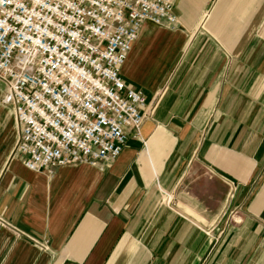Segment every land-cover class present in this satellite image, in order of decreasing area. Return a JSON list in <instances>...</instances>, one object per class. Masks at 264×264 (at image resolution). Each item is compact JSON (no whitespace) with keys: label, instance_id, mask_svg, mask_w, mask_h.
<instances>
[{"label":"crops","instance_id":"1","mask_svg":"<svg viewBox=\"0 0 264 264\" xmlns=\"http://www.w3.org/2000/svg\"><path fill=\"white\" fill-rule=\"evenodd\" d=\"M174 13L121 67L150 106L110 162L26 168L0 101V264H264V0Z\"/></svg>","mask_w":264,"mask_h":264},{"label":"built area","instance_id":"2","mask_svg":"<svg viewBox=\"0 0 264 264\" xmlns=\"http://www.w3.org/2000/svg\"><path fill=\"white\" fill-rule=\"evenodd\" d=\"M176 1L19 0L0 14V101L26 168L107 163L139 134L150 104L121 67L143 24L178 27Z\"/></svg>","mask_w":264,"mask_h":264},{"label":"clouds","instance_id":"3","mask_svg":"<svg viewBox=\"0 0 264 264\" xmlns=\"http://www.w3.org/2000/svg\"><path fill=\"white\" fill-rule=\"evenodd\" d=\"M17 7H22L19 5V0H0V14L5 17L14 15Z\"/></svg>","mask_w":264,"mask_h":264}]
</instances>
